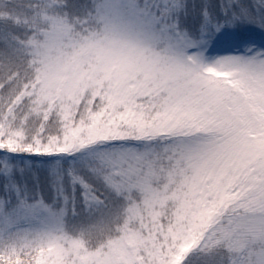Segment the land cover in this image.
Here are the masks:
<instances>
[{
    "label": "snow or ice",
    "instance_id": "snow-or-ice-1",
    "mask_svg": "<svg viewBox=\"0 0 264 264\" xmlns=\"http://www.w3.org/2000/svg\"><path fill=\"white\" fill-rule=\"evenodd\" d=\"M0 264H264V0H0Z\"/></svg>",
    "mask_w": 264,
    "mask_h": 264
}]
</instances>
